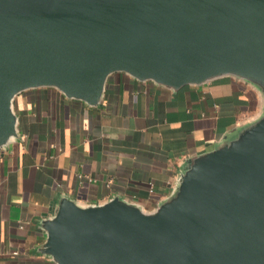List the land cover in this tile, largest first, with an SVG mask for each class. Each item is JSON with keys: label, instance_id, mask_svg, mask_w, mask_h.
<instances>
[{"label": "water", "instance_id": "water-1", "mask_svg": "<svg viewBox=\"0 0 264 264\" xmlns=\"http://www.w3.org/2000/svg\"><path fill=\"white\" fill-rule=\"evenodd\" d=\"M113 73L174 91L233 76L264 101V0H0V149L19 93L94 107ZM39 228L55 264H264V108L186 159L152 211L61 197Z\"/></svg>", "mask_w": 264, "mask_h": 264}, {"label": "crops", "instance_id": "crops-1", "mask_svg": "<svg viewBox=\"0 0 264 264\" xmlns=\"http://www.w3.org/2000/svg\"><path fill=\"white\" fill-rule=\"evenodd\" d=\"M263 108L260 92L233 76L174 91L113 73L94 107L50 87L19 93L18 136L0 149V264H55L38 251L39 221L61 197L80 206L119 197L152 211L186 159Z\"/></svg>", "mask_w": 264, "mask_h": 264}, {"label": "built area", "instance_id": "built-area-1", "mask_svg": "<svg viewBox=\"0 0 264 264\" xmlns=\"http://www.w3.org/2000/svg\"><path fill=\"white\" fill-rule=\"evenodd\" d=\"M149 192H150V193H152V192H153V189H152L151 187L149 188Z\"/></svg>", "mask_w": 264, "mask_h": 264}]
</instances>
